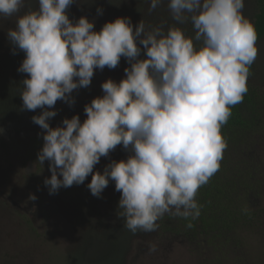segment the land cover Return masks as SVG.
I'll use <instances>...</instances> for the list:
<instances>
[{"label":"clouds","instance_id":"clouds-1","mask_svg":"<svg viewBox=\"0 0 264 264\" xmlns=\"http://www.w3.org/2000/svg\"><path fill=\"white\" fill-rule=\"evenodd\" d=\"M75 2L38 0V9L17 15L25 0H0V18L16 16L7 38L25 54L18 68L27 74L22 107L42 109L32 121L45 130L37 160L49 161V194L83 184L91 174L93 196L115 183L118 216L132 233L156 230L166 214L197 219L203 207L197 192L218 171L227 148L220 129L243 101L258 54L244 0H168L173 20H190L193 37L178 26L146 30L129 17L97 31L87 16L70 19ZM160 4L151 0L149 12ZM122 57L129 64L125 77L102 83L103 95L85 105L83 122L77 114L50 125L57 101L74 104V90L90 86L95 70L118 67ZM118 145L130 155L94 171Z\"/></svg>","mask_w":264,"mask_h":264},{"label":"rangeland","instance_id":"rangeland-1","mask_svg":"<svg viewBox=\"0 0 264 264\" xmlns=\"http://www.w3.org/2000/svg\"><path fill=\"white\" fill-rule=\"evenodd\" d=\"M151 0H76L68 10L73 21L87 16L95 21L99 31L108 21L129 17L135 26L140 21L146 30L163 26L183 28L193 37L189 21L178 25L168 9V0L149 12ZM243 14L254 23L257 0H244ZM38 0H25V7L17 15L38 9ZM103 13L97 14V8ZM16 16L0 18V264H264V186L252 204L261 210L260 223L239 233L240 245L230 251H216L206 242H191L184 236L151 232L132 233L118 216L121 193L110 181L100 197L93 196L87 187L91 174L83 184L61 187L49 194L44 180L51 176L49 161L41 164L31 152V138H43L44 131L33 123L32 117L42 109H23L21 93L26 73L18 71L24 52L15 49L7 38V31L15 27ZM195 43V42H194ZM258 49L255 69L249 77L264 100V38L256 41ZM144 53L142 51L141 56ZM128 61L121 58L118 67L94 72L90 86L74 90V104L57 101V115L49 120L52 127L62 124L65 117L79 115L86 119L84 107L94 97L102 96V83L111 78L117 82L125 77ZM264 121V105H263ZM242 151L252 154L260 173L264 175V126L246 136ZM242 156L237 151L235 156ZM130 155L122 146L102 157L94 171H103L112 160ZM35 195L36 199L29 197ZM257 209V210H258ZM167 214L164 216L166 217ZM163 217V218H164ZM154 247V250H152Z\"/></svg>","mask_w":264,"mask_h":264},{"label":"trees","instance_id":"trees-1","mask_svg":"<svg viewBox=\"0 0 264 264\" xmlns=\"http://www.w3.org/2000/svg\"><path fill=\"white\" fill-rule=\"evenodd\" d=\"M257 5L253 25L257 41H260L264 38V0H257ZM254 69L253 62L249 77ZM249 77L246 80L248 91L243 101L232 106L228 122L220 129L227 142L220 167L197 192L196 199L203 206L200 216L195 220H186L167 215L159 221L162 233L184 236L198 245L206 242L216 251L224 252L240 245L238 236L242 230H250L260 223L261 210L255 208L252 201L261 194L264 175L256 168L252 154L246 155L242 147L247 143L246 136H251L253 131L264 126V100L259 88L250 83ZM43 143V138L33 136L31 152L37 156ZM238 150L242 156H235ZM188 223L192 224L191 228L187 227Z\"/></svg>","mask_w":264,"mask_h":264}]
</instances>
